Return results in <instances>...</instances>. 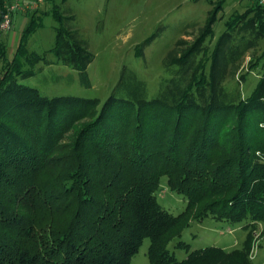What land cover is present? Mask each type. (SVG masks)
Masks as SVG:
<instances>
[{
	"label": "trees",
	"instance_id": "1",
	"mask_svg": "<svg viewBox=\"0 0 264 264\" xmlns=\"http://www.w3.org/2000/svg\"><path fill=\"white\" fill-rule=\"evenodd\" d=\"M50 1L27 13L11 55L0 38V264H131L144 237L153 264H245L250 232L240 246L196 248L180 260L168 243L206 216L264 224V55L256 85L237 101L226 99L215 66L233 28L227 22L209 68H190L177 98L111 94L99 105L46 96L20 80L47 53L84 77L92 59L58 5L46 8ZM250 1L242 15L254 12L250 20L264 30V5ZM47 13L58 23L54 44L29 50ZM161 176L186 199L176 215L156 199ZM174 246L189 248L180 239Z\"/></svg>",
	"mask_w": 264,
	"mask_h": 264
},
{
	"label": "rangeland",
	"instance_id": "2",
	"mask_svg": "<svg viewBox=\"0 0 264 264\" xmlns=\"http://www.w3.org/2000/svg\"><path fill=\"white\" fill-rule=\"evenodd\" d=\"M7 2L4 0V5ZM250 2L52 0L46 8L58 5L65 17L62 24L92 54L86 77L79 70L56 61L53 53H47L46 61L35 65V74L20 82L36 87L46 96L92 97L99 100V105L111 94L131 99L143 95L149 99L164 93L174 99L180 96L190 80V68L199 72L202 63L209 68L216 40L227 22L233 28L228 40L219 45L220 59L215 66L226 99L237 101L256 85L261 65L255 66V63L264 55V30L259 31L250 20L254 12L242 15ZM18 14L26 16L25 20L28 18L27 13ZM25 20L18 18L14 28L16 34L7 33L10 29H0V38L7 44L8 55L17 45ZM208 21H213L211 30L202 39ZM57 25L51 13L45 14L42 25L29 35V50L41 53L52 47ZM193 49L185 62L172 63ZM155 196L174 215L180 213L186 204L183 194L168 188L166 176L160 177ZM248 232L251 241L244 252L245 264H264L262 222H251L245 228L243 222L231 223L206 216L191 221L179 237L168 243V249L180 260L189 250L196 248L240 246ZM178 239L188 243L189 248L174 246ZM149 242V237L143 238L137 252L131 256V264H153L147 256Z\"/></svg>",
	"mask_w": 264,
	"mask_h": 264
},
{
	"label": "built area",
	"instance_id": "3",
	"mask_svg": "<svg viewBox=\"0 0 264 264\" xmlns=\"http://www.w3.org/2000/svg\"><path fill=\"white\" fill-rule=\"evenodd\" d=\"M4 11L0 19V29L9 30L12 28L14 17L22 12L29 13L38 9L45 0H7ZM260 5H264V0H257Z\"/></svg>",
	"mask_w": 264,
	"mask_h": 264
},
{
	"label": "crops",
	"instance_id": "4",
	"mask_svg": "<svg viewBox=\"0 0 264 264\" xmlns=\"http://www.w3.org/2000/svg\"><path fill=\"white\" fill-rule=\"evenodd\" d=\"M22 18V19H24L25 20V18L24 17H26V16H24L23 14H17L15 17H14V21H13V26H12V28L7 32V33H9V34H12V33H15L16 34V32H15V30H14V28H15V23L17 22V20H18V18ZM27 20V19H26ZM25 20V21H26ZM25 21H23V25H22V28H23V26H24V24H25ZM21 28V29H22Z\"/></svg>",
	"mask_w": 264,
	"mask_h": 264
}]
</instances>
